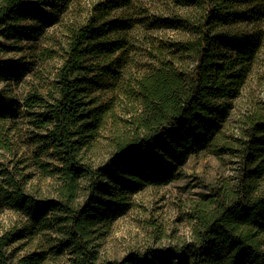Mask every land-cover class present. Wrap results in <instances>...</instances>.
I'll list each match as a JSON object with an SVG mask.
<instances>
[{"label":"trees","instance_id":"1","mask_svg":"<svg viewBox=\"0 0 264 264\" xmlns=\"http://www.w3.org/2000/svg\"><path fill=\"white\" fill-rule=\"evenodd\" d=\"M55 1L0 0V36L18 32L23 15L44 16ZM108 2L118 6V0ZM260 2L182 0L180 7L189 11L157 20L184 36L169 50H158L136 80L140 112L128 121L127 137L97 167L86 164L83 154L105 115L91 101L90 75L94 58L110 59L122 48L104 37L119 26L112 28L102 16L69 26L62 62L45 90L31 88L21 104L0 90V118L22 114L41 148H51L57 157L56 196L35 197L7 175L0 182V201L32 225L56 229L57 246L71 253L73 264H264V104L247 123L238 148L237 190H214L198 203L189 241L102 262H97L94 243L107 215L122 205L121 195L171 182L190 155L215 142L228 100L239 91L262 43L261 33L235 26L257 14ZM82 181L86 195L79 202ZM10 240V234L0 235V264H9Z\"/></svg>","mask_w":264,"mask_h":264},{"label":"rangeland","instance_id":"2","mask_svg":"<svg viewBox=\"0 0 264 264\" xmlns=\"http://www.w3.org/2000/svg\"><path fill=\"white\" fill-rule=\"evenodd\" d=\"M108 1H55L45 8L44 16L23 15L18 32L0 36V90L21 104L31 88L45 90L52 83L65 53L69 26L91 16H102L112 28L119 26L104 37L122 48L110 59H93L96 68L90 79L95 99L91 101L105 115L90 145L83 150L84 162L92 167L104 164L118 141L130 132L128 121L140 112L136 80L150 68L158 50H169L170 44L184 36L182 31L157 20L173 12L189 11L180 7L182 0H118V6ZM260 3L257 14L248 15V22L235 26L240 32L261 33L262 43L239 91L228 100L230 108L215 142L190 155L171 182L121 195L118 202L122 205L107 215L96 233L97 262L120 260L146 249L179 247L192 238L198 203L214 190H237L238 148L247 123L264 104V0ZM25 122L19 113L13 118H0V182L3 184L11 175L27 193L54 198L57 157L51 148H41L36 132ZM79 194L81 202L86 195L83 181ZM55 230L32 225L0 201V235H11L6 247L9 264H73L71 253L58 248L60 237ZM33 256L39 261H23Z\"/></svg>","mask_w":264,"mask_h":264}]
</instances>
